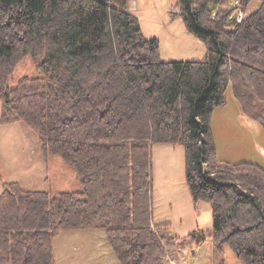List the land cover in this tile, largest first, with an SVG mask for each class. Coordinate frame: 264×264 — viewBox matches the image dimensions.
<instances>
[{
    "label": "trees",
    "instance_id": "obj_1",
    "mask_svg": "<svg viewBox=\"0 0 264 264\" xmlns=\"http://www.w3.org/2000/svg\"><path fill=\"white\" fill-rule=\"evenodd\" d=\"M131 0H0V122L34 128L46 156L76 169L82 188L52 191L3 181L0 264H56L63 230L104 229L120 264H168L179 247L154 220L153 145L185 149L195 202L212 207L213 240L244 264H264V166L218 157L211 119L229 85L264 129V0H178L200 60L164 61ZM28 54L40 75L9 80ZM198 243L205 231L187 235ZM184 238V237H183ZM182 238V239H183Z\"/></svg>",
    "mask_w": 264,
    "mask_h": 264
},
{
    "label": "rangeland",
    "instance_id": "obj_2",
    "mask_svg": "<svg viewBox=\"0 0 264 264\" xmlns=\"http://www.w3.org/2000/svg\"><path fill=\"white\" fill-rule=\"evenodd\" d=\"M235 1L225 0L224 3L220 4L219 8L234 7L231 18H235L237 13V3ZM131 2L130 8L132 9L134 6L133 11L140 19L145 36L147 38L156 37L159 39L161 58L164 61L200 60L205 57L207 46L202 40L196 38L187 30L179 8L175 7L178 0H134ZM259 5L260 1L256 0L251 3L250 9L254 10ZM242 11L246 18V12L243 9ZM43 59V57L34 59L31 54L26 55L16 66L9 84L15 86L24 77L40 75L38 65ZM225 95L229 100L235 98L231 85H229ZM2 104L3 102L0 98V116L2 114ZM244 118L247 119L248 117L246 118L245 116ZM247 120L254 122L256 126L255 135L252 134L254 140L251 142L253 146H249L248 153L260 156L256 146H259V151L260 146H264L262 144L264 129L258 122L250 118ZM240 124L241 120L238 117L234 118L233 115L230 116L227 122L216 120V124L215 122L212 124L211 119L213 139L217 153L220 156L233 153V151H229V148L237 146L242 142L234 141L229 144L225 141L222 131L224 132V128L227 125L229 127L231 125L235 129L240 130L242 134L243 131L240 128ZM64 163L60 155L53 154L46 156L44 154L39 136L29 124L22 120L10 123L0 122V193L3 190L2 179L3 181H18L27 189L47 190L53 193L80 190L82 185L81 181L80 185L77 182L79 179L78 172L75 168L64 165ZM64 167L66 169H63ZM208 206H210V203ZM78 232L81 231H78V229L63 230L55 236L54 242L56 243L55 250L58 264H93L90 259L84 258V249L81 246V242L92 238L91 233H89L91 231L83 233L82 236H79ZM95 232L100 234L96 235L100 240L104 238L111 252L110 254L117 258L106 239L105 230L99 229L98 231L95 230ZM181 237L183 238V236ZM182 238L179 241V247L173 248L168 252L166 261H169L170 264L171 260H176L178 264H182L180 256L184 252H182L181 248L190 240L188 236ZM205 241L202 240V242L194 244V250H191V252L195 254V249L199 247L200 256L197 263L194 262L195 259L192 256L191 264H244L234 255L228 246H224L227 249L226 252L216 251V257L213 258L214 252H212L208 242L204 244ZM103 248L105 249V247ZM104 257L108 262L107 264H113L108 253L104 252ZM116 262L119 264L118 259H116Z\"/></svg>",
    "mask_w": 264,
    "mask_h": 264
},
{
    "label": "crops",
    "instance_id": "obj_3",
    "mask_svg": "<svg viewBox=\"0 0 264 264\" xmlns=\"http://www.w3.org/2000/svg\"><path fill=\"white\" fill-rule=\"evenodd\" d=\"M131 1L130 3H132ZM231 115H233L234 118L238 117L241 120L240 128L242 129L243 133L241 134L240 130L235 129L231 125L230 127L229 125H227L224 128V132L222 131V134L225 137V141L229 144L234 141L242 142L237 146L229 148V151H233V153L222 156L217 153L218 157L222 160H228L231 162L248 161L264 166V146H260V151L259 146H256L260 156H255L254 154L251 155L248 153L249 146H253L251 142L252 140H254L252 138V134L255 135L256 126L254 122L247 120L248 118L241 110L236 98H231L230 100L227 99L225 104L217 107L214 110L212 116V124L214 122L216 124V120L227 122ZM245 116L247 119L244 118ZM262 144L264 145V138ZM153 154L155 183V223L168 224L173 231V234L179 237L187 236L194 231H205L206 238L204 239V241L206 239L207 241H205L204 244L208 242L209 246L212 249V252H214L213 258L216 257L217 252H226V247H217L213 240V216L211 204L210 206H208L209 202L202 200L195 202L191 195V191L186 179L185 150L183 146L168 143L154 144ZM64 165L66 164L64 163ZM63 169L66 168L64 167ZM77 182L80 185V179H78ZM89 230L91 231L89 233H91L92 238L81 242V246L84 249V258L90 259L93 264H107L108 262L104 257L105 252L109 254L112 263L117 264L116 259H118V257L116 255L117 258H115V256H112V254H110L111 252L108 249L104 238L100 240L98 237H96V235L100 234L95 232V230L98 231L99 229H78V231H81L78 232V235L82 236L83 233H88L87 231ZM87 236H89V234H87ZM194 244L195 242L189 240L184 244V249L181 248L182 252H184V256H180L182 264H191L193 258L195 259V263L199 261L198 259L200 256V248L198 247L195 249V254L191 252V250H194ZM103 247H105V249ZM55 249L56 243L53 239V250L56 264H58Z\"/></svg>",
    "mask_w": 264,
    "mask_h": 264
},
{
    "label": "built area",
    "instance_id": "obj_4",
    "mask_svg": "<svg viewBox=\"0 0 264 264\" xmlns=\"http://www.w3.org/2000/svg\"><path fill=\"white\" fill-rule=\"evenodd\" d=\"M236 4V16H235V20H237L238 22H242L245 19V14L243 13L241 7H239V2L238 0L235 1ZM170 264V262H169ZM171 264H178L176 260H171Z\"/></svg>",
    "mask_w": 264,
    "mask_h": 264
}]
</instances>
